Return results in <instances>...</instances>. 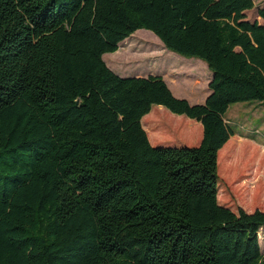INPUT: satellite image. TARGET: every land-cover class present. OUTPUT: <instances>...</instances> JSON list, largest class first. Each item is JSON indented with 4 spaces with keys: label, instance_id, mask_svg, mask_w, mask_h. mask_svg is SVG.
I'll return each instance as SVG.
<instances>
[{
    "label": "trees",
    "instance_id": "obj_1",
    "mask_svg": "<svg viewBox=\"0 0 264 264\" xmlns=\"http://www.w3.org/2000/svg\"><path fill=\"white\" fill-rule=\"evenodd\" d=\"M254 5L0 0V264H264V211L217 199V160L225 180L264 164V150L229 139L224 117L230 104L264 103V5L262 23L246 17ZM145 29L205 62L204 103L174 96L161 75L105 64ZM153 105L200 122L199 144L152 146L141 118Z\"/></svg>",
    "mask_w": 264,
    "mask_h": 264
},
{
    "label": "rangeland",
    "instance_id": "obj_2",
    "mask_svg": "<svg viewBox=\"0 0 264 264\" xmlns=\"http://www.w3.org/2000/svg\"><path fill=\"white\" fill-rule=\"evenodd\" d=\"M261 1L254 0L256 6L245 12L247 19L255 18L257 5ZM146 30L133 32L119 43L116 55L111 57L114 52L106 53L104 55L105 60L108 61L109 59L116 63L120 69L125 71L126 75L147 76L149 74H161L165 81L173 82L178 89L188 94H192L193 90L200 92L205 89L207 91L212 72L208 70L205 62L198 58L185 57L166 49L157 36ZM195 59L200 62H195ZM155 106L157 105L153 107ZM172 115H163L162 120L165 126L162 127L153 122L156 117L149 116L147 119L151 120L155 131L166 135L175 134L178 136L180 133L178 131L169 132L176 125L180 126L182 130L184 126L188 132L196 131V125L190 126L185 123L189 120L185 115ZM179 116L182 118L180 119ZM224 117L228 121L230 128L235 132L232 136L234 138L233 143L242 140L256 147L258 152L264 150V103L253 100L230 104ZM163 128L169 129L167 130L168 132L164 131ZM174 140L178 141L181 139L170 141ZM186 140L193 141L194 139ZM217 162V199L219 204L230 207L233 211H237L238 208H242L247 212H252L256 209L264 211V164L259 169L258 176L254 178L252 174L247 173L231 180H225L223 179L221 163L219 160ZM260 175L262 176L261 178H259ZM252 186L254 187L252 188ZM260 239L263 245L264 229L260 230Z\"/></svg>",
    "mask_w": 264,
    "mask_h": 264
},
{
    "label": "crops",
    "instance_id": "obj_3",
    "mask_svg": "<svg viewBox=\"0 0 264 264\" xmlns=\"http://www.w3.org/2000/svg\"><path fill=\"white\" fill-rule=\"evenodd\" d=\"M262 5H264V0H262L261 2H259V4L257 5V8H256V11L259 7H261ZM256 5H254L255 7ZM258 20V22L262 23L263 21L257 16V13H256V16L255 18L251 19V21L253 20ZM118 50V49H117ZM117 50L113 53V55H111V57H113L114 55H116L117 53ZM112 53V52H111ZM106 54V53H105ZM102 56L105 64L112 70L114 71L116 74L120 75V76H134V75H126L125 74V71H123L122 69H120L118 67V65L116 63H113L111 60L108 59L105 60V57L104 55ZM175 55V54H174ZM177 57H179L178 55H175ZM180 58V57H179ZM195 58V57H194ZM192 60V59H191ZM201 60V59H200ZM195 62H200L198 61L197 59L194 60ZM211 74V73H210ZM157 75H161V74H157ZM212 76V74H211ZM163 77V76H162ZM211 79V78H210ZM165 80V78H164ZM210 81V80H209ZM168 85V87L170 88V90L172 91L173 95L178 97V98H184L186 100L189 101L190 104H202L204 103L207 95L210 93V89L207 87V91H200V92H197V91H192V94H188L186 93L185 91H182L181 89H178L177 88V85L174 84L173 82L171 81H165ZM154 106V105H153ZM150 109V111L145 114L142 118H141V125L143 127V129L145 130L146 132V135H147V138L150 142V144L152 146H195V145H198L199 142L201 141L202 139V125L200 124V122H196L195 121H192L194 119H190L187 120L185 123H187L188 125L190 126H193V125H196L197 126V129L196 131H191V132H188L186 130V128L183 126V130L181 131L180 130V133L178 134V136H176L175 134H172V135H166L162 132H158V131H155L153 129V124L151 123V120L150 119H145V118H148L149 116H152V117H157L158 115H170V116H173L172 112H170L168 109L164 108L163 106L161 105H157V106H161L164 108V112L160 111L158 109L157 106L153 107ZM177 115V114H175ZM181 116V115H180ZM179 118L181 119L182 117ZM144 118V119H143ZM188 118V117H187ZM180 129H182L180 127ZM178 137V138H177ZM232 137V136H231ZM233 138V137H232ZM151 139H181V140H178V141H170V140H165V141H159V142H154V141H151ZM184 139V140H183ZM186 139H194L193 141H187ZM230 139V138H229ZM184 144V145H183ZM187 144V145H185ZM263 148H264V145H263ZM244 210V209H243ZM262 211V210H261ZM247 212V211H246ZM261 229H264V227L260 228L259 231H258V236H259V245H260V250L261 252L263 253L264 255V244L262 245L261 243V239H260V230Z\"/></svg>",
    "mask_w": 264,
    "mask_h": 264
}]
</instances>
